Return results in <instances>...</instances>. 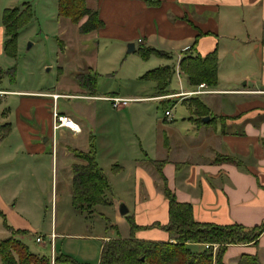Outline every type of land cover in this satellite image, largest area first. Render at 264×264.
I'll return each mask as SVG.
<instances>
[{
	"label": "crops",
	"instance_id": "0c3cea01",
	"mask_svg": "<svg viewBox=\"0 0 264 264\" xmlns=\"http://www.w3.org/2000/svg\"><path fill=\"white\" fill-rule=\"evenodd\" d=\"M39 1L52 9L56 6L57 10V0H0V242L17 240L28 253L49 260L50 264L83 262L72 260L69 253L62 251L64 240L80 236L58 231L52 173L58 154L62 159H75L76 162L68 163V169H71L83 163L72 157L70 150L85 153L90 147L103 175V168L96 159L98 148L106 151L128 148L143 156L142 160L132 159L130 169L116 165L113 160L109 169L111 176L117 177L119 182L128 178L132 186L130 208L126 210L130 214L128 218L137 227L133 233H130L128 223L118 217L116 207L113 208L117 236L122 239L132 237L145 242L173 243L171 237L158 228L167 222V202L158 188H152V179L138 167L139 163L147 164V172H150V166L155 169V164L160 163L166 188L176 202L190 205L195 222L251 228L264 221V0H84L86 9L96 14L101 27L80 35L86 38L78 41L83 53L109 45L123 54L126 45L132 44L130 54L139 49L163 54L164 57L150 55L142 60L153 59L154 69L173 68L166 94L162 96L155 93L152 82H149L152 90L146 96H98L93 92L63 94L4 88L2 79L11 59L4 54L2 14L5 10L23 6L32 12L31 7L37 6ZM213 51L216 56L215 86L200 84L203 88L199 89V85H189L178 62L188 56L203 58ZM96 67L86 66L89 73L94 71L97 75ZM140 69L136 80L148 68ZM173 95L179 98H166ZM52 97L57 98L53 100ZM106 98L129 102L115 110ZM60 99L103 102L109 104V111L94 104L71 107L66 103L59 104ZM150 102L160 104L163 113H170L178 105L184 108L180 121L175 122L171 113L170 119L162 114L154 124L147 117L143 120L116 116L112 123L116 127L108 126L112 111L118 114L129 108V104ZM52 109L71 119L79 133L59 129L52 134ZM105 119L109 122L106 129H102ZM139 122L143 124V132L135 133V125ZM120 125L128 129L129 142H118V138H114ZM151 125L159 126L158 145L157 140L151 141L149 137ZM93 129H101L103 138L100 135L98 141L91 134ZM78 138L82 140L83 148H72L67 144ZM48 148L50 151H46ZM145 151H155V158H150ZM156 151H161L160 156H156ZM45 162L51 172V192L47 230L41 232L34 222L41 215L39 200L32 197L29 207L17 190L24 178L30 181V186L38 187V172ZM140 178L144 189L138 185ZM71 181L72 176L69 178L70 204ZM107 184L113 190L108 181ZM36 237L43 238V243H36ZM112 238L98 237L99 252L101 244ZM26 240L38 246L35 252ZM189 247L192 251L202 249L199 245ZM242 256H255L263 263L264 234L255 245L227 246L221 263L237 264Z\"/></svg>",
	"mask_w": 264,
	"mask_h": 264
},
{
	"label": "rangeland",
	"instance_id": "374dc122",
	"mask_svg": "<svg viewBox=\"0 0 264 264\" xmlns=\"http://www.w3.org/2000/svg\"><path fill=\"white\" fill-rule=\"evenodd\" d=\"M84 4V1H83ZM85 7V4H84ZM25 6L17 8V12L23 11ZM32 8L31 19L17 31V35L13 45L7 48V58L10 66L6 69V74L2 79V86L7 89H18L23 91H54L59 93L81 94L94 93L98 96H107L111 94H118L119 96H146L150 94L152 83L148 81L136 80L137 72L140 68L145 69L142 74L153 70L155 67L151 65L153 59L143 62L137 53L134 54H120L114 47L106 46L105 48H97V50L84 54L83 49L79 46V39H86L80 37L78 27L82 24L86 17L81 18L77 23H72L69 18L61 17L57 14L56 6L51 8L50 5H44L41 1ZM86 8V7H85ZM5 41L8 40L10 31L5 32ZM86 35V34H85ZM28 45H30L28 47ZM178 62V61H177ZM141 63H144L141 66ZM179 64V62H178ZM97 66L95 75L94 71L88 72L86 66ZM179 68V67H178ZM99 74V75H98ZM182 78L180 74H174ZM174 77V76H173ZM175 81V80H174ZM176 84V83H175ZM178 95V94H177ZM177 95L166 98L178 99ZM57 98V97H55ZM125 100V99H120ZM128 101V100H127ZM58 103L69 104L71 107H79L80 104L86 106L101 105L105 111H109V104L103 102H87L79 100H58ZM121 107L115 110H119ZM184 108L179 105L172 108L170 113L174 117L175 122L180 121V116L183 114ZM163 109L158 103H134L129 104V108L125 111L115 114L111 112L112 123H115V118L134 116L146 120L149 118L152 124L158 122L162 117ZM147 117V118H146ZM105 119L102 129H106ZM143 124L135 125V133L143 132ZM159 125V123H158ZM158 125L149 126V137L151 141L157 140L160 136ZM91 125L88 124V127ZM147 129V126H146ZM98 141L100 135L103 138V131L100 129L91 131ZM105 138V137H104ZM118 138V142H129L130 135L126 127L119 126V133L114 135ZM121 140V141H120ZM149 141V140H148ZM80 138L75 141H68V145L72 148H83ZM46 151H50L48 148ZM59 151V150H57ZM72 152H80L78 150H70ZM150 158H155V151H145ZM157 157L160 156L156 151ZM73 157V155H72ZM156 157V158H157ZM96 159L101 168H103L104 176L106 177L111 188L104 195V202L106 205L95 206L89 211H79L71 206L69 201V178L72 176V168L68 166L75 161L73 158L62 159L57 155L56 167L53 169L54 186L53 198L55 197L56 206V223L59 227L58 231H64L68 234L80 236L78 238H70L64 240L63 252L69 253V257L78 262L83 260L87 264H97L99 258V244L98 237H113L117 230L115 227L116 213L118 217L127 222L130 214L126 213L124 216L118 214V207L123 205L125 209L130 208V201L132 196V186L130 179L119 182L117 177L111 176L109 169L115 162L118 166H124L130 169L132 159H143L141 152L131 151L130 149L118 151H106L97 149ZM113 160V163H112ZM138 166L144 171V174L152 179V188H158L161 191V183L159 177L154 169L150 166V172H147L148 166L144 163H139ZM38 172L39 185L30 186V181L23 179L22 185L18 188V195L22 196L27 205L30 207V200L32 197H37L39 200L40 217L34 221L38 230L44 232L47 230V223L49 220L50 209V192L51 172L48 163L45 162ZM145 168V169H144ZM26 175V173H24ZM28 176V175H27ZM141 177V176H140ZM29 179V177H28ZM132 180V179H131ZM28 181V182H27ZM31 182H34L31 181ZM141 189H144L142 179L138 181ZM9 190V189H6ZM116 207V213L113 208ZM39 243H43V238ZM29 239V238H28ZM30 246L32 252L38 248L33 242L25 241ZM204 244H199L203 246ZM211 245V244H210ZM217 245V244H212ZM59 245H57V249ZM218 248V245H217ZM203 249V248H202ZM199 250V249H197ZM215 253L211 254L212 262L215 264ZM70 259V260H71ZM81 262V264L83 263ZM79 263V262H78ZM58 264V263H57ZM64 264V263H60ZM66 264V263H65ZM69 264V263H67Z\"/></svg>",
	"mask_w": 264,
	"mask_h": 264
},
{
	"label": "trees",
	"instance_id": "16d2710c",
	"mask_svg": "<svg viewBox=\"0 0 264 264\" xmlns=\"http://www.w3.org/2000/svg\"><path fill=\"white\" fill-rule=\"evenodd\" d=\"M83 1L57 0L59 16L69 18L74 24L86 17L78 27V32L81 35L96 31L101 27V22L97 19L96 14L88 11L84 7ZM31 17L32 13L29 7H25L21 12H17V8L3 12L4 32L10 31L8 40L4 42L5 56H7L5 50L13 45L17 31ZM137 53L142 60H146L150 55L164 57L163 54L150 49H139ZM178 67L191 86L203 84L206 87H214L216 84L214 51L203 58L184 57L179 61ZM172 75L173 68L162 67L146 72L139 80L153 82L155 93L162 96L166 94L165 90ZM72 155L83 163L72 168V207L79 211H89L95 206L106 205L104 195L109 191V187L104 175L96 165L92 147L85 153L72 152ZM223 161L232 162L228 159H223ZM160 166V163L155 164L161 183L160 192L167 202V222L163 226H157L171 237L173 243L145 242L132 237L122 239L115 233L114 238L101 244L98 264H211L210 250L192 251L189 247V245L199 244H217L214 260L215 264H222L221 257L227 246L255 245L258 238L264 234V221L251 228L195 222L192 218L190 205L176 202L166 188L165 180L159 170ZM127 223L130 233H133L137 227L130 218H127ZM0 261L1 264H50L47 259L31 255L20 242L12 239L0 242ZM237 264H264V262L260 263L255 256H242Z\"/></svg>",
	"mask_w": 264,
	"mask_h": 264
},
{
	"label": "built area",
	"instance_id": "2783aa9c",
	"mask_svg": "<svg viewBox=\"0 0 264 264\" xmlns=\"http://www.w3.org/2000/svg\"><path fill=\"white\" fill-rule=\"evenodd\" d=\"M198 88L199 89L203 88V85H199ZM52 99L55 100V97H52ZM105 101L109 102L113 109H118L119 107L125 106L129 102L127 100H120L118 98H106ZM163 115L167 119H170L171 117L168 111H165ZM50 116H51L52 134H54L59 129H66L72 134L79 133L78 126L71 119L59 115L54 109H52ZM35 242L39 243L40 239L35 238ZM202 248L204 250H210L211 254L214 255L217 249V245L204 244Z\"/></svg>",
	"mask_w": 264,
	"mask_h": 264
},
{
	"label": "water",
	"instance_id": "95a60500",
	"mask_svg": "<svg viewBox=\"0 0 264 264\" xmlns=\"http://www.w3.org/2000/svg\"><path fill=\"white\" fill-rule=\"evenodd\" d=\"M30 45H28L29 47ZM133 51V45L132 44H127L126 45V54H130ZM207 119H204V122H206ZM127 213V210L123 205L118 207V214L120 216H124Z\"/></svg>",
	"mask_w": 264,
	"mask_h": 264
}]
</instances>
